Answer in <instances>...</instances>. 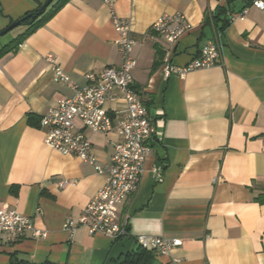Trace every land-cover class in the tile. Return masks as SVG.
Wrapping results in <instances>:
<instances>
[{"label":"crops","instance_id":"obj_1","mask_svg":"<svg viewBox=\"0 0 264 264\" xmlns=\"http://www.w3.org/2000/svg\"><path fill=\"white\" fill-rule=\"evenodd\" d=\"M45 1L0 0V32ZM251 2L116 0L114 10L129 22L134 41L133 88L157 133L137 190L118 209L128 231L119 240L63 229L67 219L81 216L106 175L48 147L39 124L49 108L70 97L73 83L84 86L85 75L121 64L108 8L102 0H68L0 56V207L29 217L46 233L20 240L0 234V264H117L139 247L138 236L180 242L169 256L156 254L159 264H264V8ZM219 8L229 14V25L223 31L213 23L204 27L205 15ZM176 14L191 29L171 45L151 26ZM22 27L11 32V41ZM211 43L220 55L215 66L163 78L165 60L185 66ZM47 55L68 83L54 80ZM116 94L109 105L111 132L76 126L102 166L110 164L120 139L116 125L125 103Z\"/></svg>","mask_w":264,"mask_h":264},{"label":"built area","instance_id":"obj_2","mask_svg":"<svg viewBox=\"0 0 264 264\" xmlns=\"http://www.w3.org/2000/svg\"><path fill=\"white\" fill-rule=\"evenodd\" d=\"M108 8L114 30L118 34L116 45L121 53L118 67H105L97 74L85 75L84 86L72 84V94L57 106L49 108L40 117L39 124L46 129L44 143L61 155L77 157L91 165L97 174H105V183L89 200L77 220L67 219L63 229L72 235L75 229L85 228L90 235L100 234L112 240L128 235L127 220H119L118 209L137 190L144 172L149 141L156 136L152 119L142 101L134 91L132 70L135 61L131 57L134 41L129 22L117 16L116 0H102ZM254 8L263 9L264 0H252ZM245 11L238 17L242 19ZM191 25L181 15L160 16L151 26V31L168 44L174 45L188 33ZM219 51L215 44L200 50L197 58L185 66L172 65L165 60L160 71L163 78L175 76L183 79L188 73L215 66L219 62ZM46 63L53 71L56 82L68 83L69 77L60 69L56 59L47 55ZM125 103L122 115L117 119L116 130L120 137L115 144L110 164H98L89 140L76 129L77 124L91 132L107 134L113 129V113L109 105L116 101L117 94ZM30 233L32 237H45V232L35 230L29 217L18 214L5 206L0 207V234L12 240H20ZM139 247L152 250L159 257L169 256L170 250L180 245L178 240L160 237L138 236ZM170 264H183L173 260ZM185 264V263H184Z\"/></svg>","mask_w":264,"mask_h":264},{"label":"trees","instance_id":"obj_3","mask_svg":"<svg viewBox=\"0 0 264 264\" xmlns=\"http://www.w3.org/2000/svg\"><path fill=\"white\" fill-rule=\"evenodd\" d=\"M66 1L68 0H54L47 8L45 13L43 15H40V17H38L36 20L28 19L24 21L21 26H24L26 28L25 31L22 34L18 35L15 39H13L8 46L0 50V56L2 57L4 53L15 50L20 45V43H22L30 34L35 31V29L41 27V25L45 23V21L54 16V14L66 3ZM228 21H230L229 14L225 10L219 8L216 9V11L212 14H206L203 23L204 27H207L211 23H213L220 31H223V29H225L229 25ZM156 55L158 57L157 62H160L162 59V53L160 51H157ZM160 65H162V63ZM144 107L146 108L145 105ZM259 200H264V194L260 196ZM117 264L159 263L157 262L156 254L152 250L138 247L134 252L124 256L121 260H119Z\"/></svg>","mask_w":264,"mask_h":264},{"label":"water","instance_id":"obj_4","mask_svg":"<svg viewBox=\"0 0 264 264\" xmlns=\"http://www.w3.org/2000/svg\"><path fill=\"white\" fill-rule=\"evenodd\" d=\"M54 0H46L45 2H43V4L37 8L35 11L27 14L26 16L22 17L21 19L12 22L5 30H2V32H0V36L5 35L6 33L10 32V30H13L16 27L21 26V24L28 20V19H32V20H36L38 17H40V15H43L45 13V11L47 10V8L50 6V4L53 2Z\"/></svg>","mask_w":264,"mask_h":264},{"label":"rangeland","instance_id":"obj_5","mask_svg":"<svg viewBox=\"0 0 264 264\" xmlns=\"http://www.w3.org/2000/svg\"><path fill=\"white\" fill-rule=\"evenodd\" d=\"M18 28H23V27L22 26L16 27L13 30H10V32L6 33L5 35L0 36V43L2 45L9 43L11 41V39H12V34H13L11 32H14L15 30H18Z\"/></svg>","mask_w":264,"mask_h":264}]
</instances>
